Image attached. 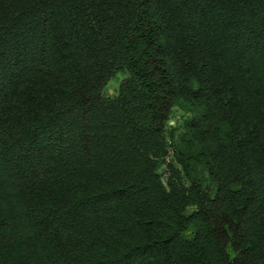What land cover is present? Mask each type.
Listing matches in <instances>:
<instances>
[{
	"label": "trees",
	"instance_id": "16d2710c",
	"mask_svg": "<svg viewBox=\"0 0 264 264\" xmlns=\"http://www.w3.org/2000/svg\"><path fill=\"white\" fill-rule=\"evenodd\" d=\"M2 1L0 264H264V0Z\"/></svg>",
	"mask_w": 264,
	"mask_h": 264
},
{
	"label": "rangeland",
	"instance_id": "374dc122",
	"mask_svg": "<svg viewBox=\"0 0 264 264\" xmlns=\"http://www.w3.org/2000/svg\"><path fill=\"white\" fill-rule=\"evenodd\" d=\"M0 2H3V1L0 0ZM124 78H125V76L120 74V75H117L111 81H109V83L106 85V87L103 90L104 95L107 97L116 96L118 94V91H119L120 83ZM187 116H188V113L186 111H184L180 108H175L173 115H172V118L169 122V125L177 128L178 133H179L180 131H182V125H183L185 119L187 118ZM169 153L170 154H169V157L167 158V162L172 161V151L169 150ZM160 172L162 174L163 181L166 183L167 177L169 175L166 165L161 167Z\"/></svg>",
	"mask_w": 264,
	"mask_h": 264
}]
</instances>
